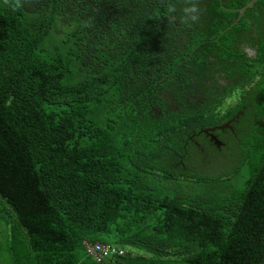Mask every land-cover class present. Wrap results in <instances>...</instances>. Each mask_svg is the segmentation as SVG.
<instances>
[{
    "label": "trees",
    "instance_id": "1",
    "mask_svg": "<svg viewBox=\"0 0 264 264\" xmlns=\"http://www.w3.org/2000/svg\"><path fill=\"white\" fill-rule=\"evenodd\" d=\"M248 1L197 0L186 26L169 0H0V210L20 264H264V0L237 17ZM220 72L255 118L242 187L186 196L187 131L226 117Z\"/></svg>",
    "mask_w": 264,
    "mask_h": 264
},
{
    "label": "rangeland",
    "instance_id": "2",
    "mask_svg": "<svg viewBox=\"0 0 264 264\" xmlns=\"http://www.w3.org/2000/svg\"><path fill=\"white\" fill-rule=\"evenodd\" d=\"M191 102H194V99H191ZM198 111L199 110H197V112ZM251 130L253 129L248 130L246 135H249L248 132ZM255 131V134L253 133L254 136H258L259 130L257 129ZM220 136L223 140L227 139V141L223 142L221 147L217 148L199 142L204 146L201 154L203 157H199V152L190 146L188 149L189 156L180 160L185 167L182 169L183 172L187 173L189 176V178L181 179L179 182L185 185L184 190L186 196H189L193 190L201 196L203 195L206 197L205 192L209 191L210 188L219 189L225 187L228 189L226 191L228 195L241 189V181L244 175L242 160L244 154L248 153L250 150L251 141L245 134L240 132L234 140L229 134H221ZM199 140L201 141L202 139ZM167 144L169 146L172 145L170 142ZM161 152H165L164 147ZM166 156H170V154L166 153ZM167 159L168 158H166L165 161H167ZM183 172L182 174H184ZM164 179L166 181L158 180L156 184H159L161 181H168V178ZM211 192L215 191L212 190Z\"/></svg>",
    "mask_w": 264,
    "mask_h": 264
},
{
    "label": "flooded vegetation",
    "instance_id": "3",
    "mask_svg": "<svg viewBox=\"0 0 264 264\" xmlns=\"http://www.w3.org/2000/svg\"><path fill=\"white\" fill-rule=\"evenodd\" d=\"M243 51L245 52V55H247L248 57H252L253 56V52L251 50H249L247 47L243 46L242 47ZM221 75H225L224 72H220V73H213V77L217 78V81L219 84H221L222 86L219 87V89H221L222 87L226 88L225 91V95L223 96L222 99L219 100L218 105L213 109L214 112H219L221 113V115L226 116L224 118V120H222L219 123H215V124H206L203 127H199L196 130L195 129H190L187 131V134L185 136V144H189L190 146H192L194 149H196L199 152V157H203L201 154L203 152V146L201 143H207L208 145H212L215 146L217 148L221 147V145L223 144V142L227 141V139H224L220 136L221 134H229L230 136H232V139L236 138L237 135L239 134V132L241 133L243 131L240 130L243 126L244 123L247 124H252L255 122V118H249L247 120H245V118H243V111H244V105H240L239 108H235L232 111V108L235 107V105L240 101V97H241V89L235 87V88H231L232 84L235 82L233 79L234 77H231L233 75H228L227 78H224L223 80L219 78V76ZM208 91V95H206V93H204V91H198L195 92L194 94H190L188 96V99H194V102H191L193 105L196 106V104L198 103H204L206 101H210L211 98L210 96L213 94L214 90L212 87H209ZM248 99H251L254 97L253 94L247 96ZM167 107L168 110H173V111H178V104H174L172 99H170L169 97H167ZM188 102V100L186 101ZM232 111V112H231ZM157 114H159V111H156ZM161 114L163 112H160ZM223 123H228L229 127H224L222 129L216 128L215 126L221 125ZM211 127H214L213 130H210ZM240 130V131H239ZM210 135H213L217 141H219L218 144H215L213 142V139H210ZM199 139H202L201 141ZM184 150V149H182ZM183 158H186L189 156V154L184 153L182 154Z\"/></svg>",
    "mask_w": 264,
    "mask_h": 264
},
{
    "label": "water",
    "instance_id": "4",
    "mask_svg": "<svg viewBox=\"0 0 264 264\" xmlns=\"http://www.w3.org/2000/svg\"><path fill=\"white\" fill-rule=\"evenodd\" d=\"M256 0H249L246 4L240 7L238 11V16L241 15L245 8L252 5ZM216 128L222 129L224 127H229L228 123H223L221 125L215 126ZM214 127H211L210 130H213ZM210 139H213L215 144H218L219 141L213 136L210 135ZM0 264H20L11 229L8 223L7 217L0 210Z\"/></svg>",
    "mask_w": 264,
    "mask_h": 264
},
{
    "label": "clouds",
    "instance_id": "5",
    "mask_svg": "<svg viewBox=\"0 0 264 264\" xmlns=\"http://www.w3.org/2000/svg\"><path fill=\"white\" fill-rule=\"evenodd\" d=\"M5 3H9V0H5ZM12 5H14L13 10H16L21 7V0H12ZM177 11L176 4L169 0L167 19L171 22H175L178 19L181 24L186 26L198 23L203 13V9L198 5L197 0H183V7L179 10V16H177Z\"/></svg>",
    "mask_w": 264,
    "mask_h": 264
},
{
    "label": "built area",
    "instance_id": "6",
    "mask_svg": "<svg viewBox=\"0 0 264 264\" xmlns=\"http://www.w3.org/2000/svg\"><path fill=\"white\" fill-rule=\"evenodd\" d=\"M83 247L87 255L92 256L95 261H100L102 258L122 254L123 249L114 245H103L97 242L87 243L83 242Z\"/></svg>",
    "mask_w": 264,
    "mask_h": 264
}]
</instances>
